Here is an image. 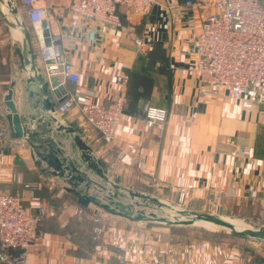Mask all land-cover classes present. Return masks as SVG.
I'll return each mask as SVG.
<instances>
[{"label":"crops","instance_id":"0c3cea01","mask_svg":"<svg viewBox=\"0 0 264 264\" xmlns=\"http://www.w3.org/2000/svg\"><path fill=\"white\" fill-rule=\"evenodd\" d=\"M185 1L159 0L146 14L120 6L122 28L86 21L83 34L70 25L69 0L38 1L48 8V46L56 44L79 73L75 86L58 81L59 95L107 104L124 93L125 106L112 146L99 132L83 128L76 109L64 115L43 110L27 83L29 67L22 68V58L15 52V44L23 46L22 30L16 24L9 28L0 17V126L7 123L4 95L12 87L13 104L24 127L49 130L62 155L82 164L81 150L73 140L77 134L94 159L105 164L108 180L119 179L118 188L154 187V182L165 197L183 192L184 201L197 213L204 212L212 194H220L217 208L223 213L237 210L252 219L264 218L260 203L264 197V104L252 93L234 99L221 88L201 84L194 69L193 39L203 19L214 12L213 0H197L201 3L193 6ZM9 2L30 30L36 61L45 68L42 51L47 45L39 50L24 8L18 0ZM7 18L14 21L13 15ZM119 74L127 75L123 85L115 79ZM49 101L55 107L58 104L52 94ZM146 103L166 109L161 127L144 123L141 113ZM86 173L104 186L105 179L91 170ZM69 185L32 155L24 138L9 132L0 140V191L17 194L24 190L28 196L23 203L30 213L39 207L48 211L41 222L43 235L30 248L26 264H122L119 257L132 264H169L159 254L169 239L155 226L137 234V222L104 218L105 233L94 241L91 220L78 219L73 213L77 206H93L81 205L67 190ZM82 187L78 182L77 188ZM158 232L162 240L156 242ZM143 235L149 236L146 247ZM185 247L188 258L171 264H211L218 258L210 251L195 253L193 247Z\"/></svg>","mask_w":264,"mask_h":264},{"label":"built area","instance_id":"2783aa9c","mask_svg":"<svg viewBox=\"0 0 264 264\" xmlns=\"http://www.w3.org/2000/svg\"><path fill=\"white\" fill-rule=\"evenodd\" d=\"M24 8L26 18L33 26L37 40L42 41L43 29H48V8L38 3L39 0H18ZM159 0H69L68 11L70 25L83 34L84 23H104L113 27H123L120 6H127L135 13L146 14ZM214 12L207 15L200 24L193 39L195 53L194 69L203 85L221 88L234 99H240L246 93L255 95L259 104H264V0H213ZM201 1H185L187 6L199 5ZM40 32H38V29ZM48 36H50L48 34ZM51 38V37H50ZM51 40V39H50ZM138 43L139 39L134 38ZM43 47V46H42ZM45 47V46H44ZM47 76H56L61 84L75 86L79 83L76 66L66 59L59 47L43 48ZM116 81L125 84L127 75H116ZM125 106V95L121 92L111 102L103 104L93 100L77 101L74 95H64L57 104L56 115L67 114L76 109L78 119L85 130L99 132L103 141L112 146L116 143V130ZM166 119V109L146 103L143 107V120L146 126L161 127ZM2 124V123H1ZM10 132L7 123L0 126V140ZM25 140V137H22ZM157 185V183H156ZM112 189V185H109ZM89 193L91 190L89 188ZM110 195L112 190L108 191ZM97 197L107 201L106 193ZM28 195L23 190L12 194L0 191V263L26 264L30 248L42 237V220L48 215L45 207H39L36 213H30L23 201ZM181 192L179 198L183 199ZM109 197V196H108ZM105 199V200H104ZM220 194H212L207 199L204 212L218 211ZM264 215V197L260 201ZM89 209L75 207L74 215L78 219H89L93 223L92 239H100L105 233L106 223L99 209L94 205ZM89 206V205H88ZM135 214V213H134ZM154 240H162L156 233ZM145 247L149 236L143 235ZM202 242L197 243L201 248ZM161 259L172 263L179 252L174 248L159 251ZM187 251L181 253L187 259ZM145 259V256H143ZM122 264H132L119 257Z\"/></svg>","mask_w":264,"mask_h":264},{"label":"water","instance_id":"95a60500","mask_svg":"<svg viewBox=\"0 0 264 264\" xmlns=\"http://www.w3.org/2000/svg\"><path fill=\"white\" fill-rule=\"evenodd\" d=\"M9 2V1H8ZM4 3L3 0H0V17L2 21L9 27L14 28L16 24L17 27L22 30V41L25 50V56L21 60V66L24 69L25 66L29 67L30 75L27 79V83L32 86V94L38 97L37 103L40 102L43 110H47L49 112H54L55 110V102L49 101L50 94L56 97V102L59 103L62 101L63 97L59 95L60 87L58 85V77L56 76H47L45 73V68L41 67L37 61V51L34 48V39L31 37L30 30L23 25L17 15L16 6L10 5V12L14 17V22L12 23L4 13L1 8V4ZM10 4V2H9ZM33 34L36 37L35 31ZM43 39L42 41L37 40V46L39 50H41L42 46L48 45L50 42V36H48V29H43L41 32ZM40 85V91L37 88V85ZM12 87H9L4 95V105L6 110V120L11 132V135L16 137H25L26 143L32 148V155L38 157L41 161H44L45 164L52 168L53 174L64 177L70 185L67 187V190L71 191L75 196L77 201L83 205L88 206L90 204L94 205L97 209H102L110 214L117 215L123 217L127 220L134 222H150L153 219H159L161 221L157 222H170L165 220L164 218H154L153 213H149V215L145 214L143 211H138V213L130 214L128 211L120 210L113 206L109 201L108 203L102 202L95 195L89 193L90 184H94L96 182L92 181L88 176L86 171L91 170L99 177L108 180L107 171L105 169V164L100 159H95L90 153L89 146L85 144L80 137L76 134L73 137V140L76 146L81 150V161L82 164L74 163L69 160L67 157L63 156V151L59 146L55 144V142L49 137V130H34L30 127L23 126L21 123L20 116L15 110L13 100H12ZM41 99V100H40ZM42 116V115H41ZM52 116V115H51ZM43 117V116H42ZM41 117V121L43 118ZM36 116L31 117V120H34ZM54 120L55 118L52 116L51 118ZM50 124L49 121L46 123ZM39 131V132H38ZM68 131L72 132L73 129L69 128ZM41 136V138H39ZM38 150H42L46 152L44 155L40 154ZM119 179L115 180V183H111L114 188H118L117 182ZM79 183H83L82 188H77ZM132 196H136L144 201L153 202L157 205H167L171 204L165 201H161L158 198L141 193V192H130ZM194 217L202 218L205 221H211L217 224H220L226 228H228L233 234L238 236H246L255 238L261 241H264V229H258L257 231L248 229V228H236L234 224L231 222V218H225L219 216L217 214L211 213H192ZM192 220V219H191ZM190 220V221H191ZM178 222V221H172Z\"/></svg>","mask_w":264,"mask_h":264},{"label":"rangeland","instance_id":"374dc122","mask_svg":"<svg viewBox=\"0 0 264 264\" xmlns=\"http://www.w3.org/2000/svg\"><path fill=\"white\" fill-rule=\"evenodd\" d=\"M105 182L104 186L99 185V182L90 184L89 187L92 195L101 197L103 195L100 193H106L107 196H105V199L107 201L105 202L112 201L113 206L120 210H126L132 215L138 213V211H143L147 215L153 213L154 218H164L170 221L163 223L157 222L161 221L159 219H153L150 222H137L135 233L140 234V230H144L149 226H155L159 232L161 231L162 234H166L169 239L168 244L163 247L176 249L179 252L178 258L181 257V252L184 250L190 254L184 247L191 246L187 248L192 249L193 247L195 253L205 251L216 253L218 258L211 264H264V241L235 235L226 227L206 222L202 218L194 217L193 212L190 210L191 206L184 201L185 198L180 199L178 198L179 196L165 197L166 195L162 191L155 188L157 186L156 183H151L154 187L143 185L144 188L141 187L138 189L139 187L137 185H126L120 186L117 190L114 187L110 189ZM106 183L111 185L115 181L110 180ZM109 190H112V195L109 194ZM130 192L145 193L161 201L168 202L171 205H157L153 202L144 201L136 196H132ZM99 211L103 217L105 216L104 218L115 217V219L125 220L123 217L113 216V214L102 209H99ZM209 213L233 219L231 222L238 229H264V218L260 216L257 220L252 219V217L237 210L232 213H223L219 209L218 211H210ZM257 213L259 214V211H256V216H258ZM174 220L178 222H172ZM199 242L203 243L201 248L197 247V243Z\"/></svg>","mask_w":264,"mask_h":264},{"label":"bare ground","instance_id":"6f19581e","mask_svg":"<svg viewBox=\"0 0 264 264\" xmlns=\"http://www.w3.org/2000/svg\"><path fill=\"white\" fill-rule=\"evenodd\" d=\"M9 0H6L5 1V4L4 3H2V5H1V8H2V10L4 11V13L6 14V16L7 15H11L12 16V14H11V12H10V4H9V2H8ZM12 23L14 22V21H11ZM38 30V32H40V30H39V28L37 29ZM15 52H16V54L19 56V57H21V58H23V46L22 45H19V44H15ZM194 213H196V212H194ZM205 221V220H204ZM206 222H210V223H214V222H211V221H206ZM214 224H217V223H214ZM217 225H219V226H222V225H220V224H217ZM255 226H256V224H254ZM224 227V226H223ZM248 229H251V228H248ZM251 230H254V231H257L258 229H251Z\"/></svg>","mask_w":264,"mask_h":264},{"label":"trees","instance_id":"16d2710c","mask_svg":"<svg viewBox=\"0 0 264 264\" xmlns=\"http://www.w3.org/2000/svg\"><path fill=\"white\" fill-rule=\"evenodd\" d=\"M141 115H143V111H142Z\"/></svg>","mask_w":264,"mask_h":264}]
</instances>
